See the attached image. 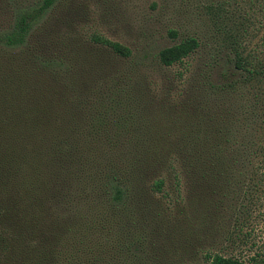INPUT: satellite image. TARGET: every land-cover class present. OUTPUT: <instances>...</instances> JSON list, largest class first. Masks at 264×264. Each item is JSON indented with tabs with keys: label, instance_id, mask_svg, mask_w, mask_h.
Instances as JSON below:
<instances>
[{
	"label": "trees",
	"instance_id": "16d2710c",
	"mask_svg": "<svg viewBox=\"0 0 264 264\" xmlns=\"http://www.w3.org/2000/svg\"><path fill=\"white\" fill-rule=\"evenodd\" d=\"M57 2L14 7L13 20L0 29V263L195 264L202 253L205 264H264V243L248 260L232 252L238 219L227 236L217 227L215 245L197 242L190 251L179 221L164 215L158 198L185 201L182 215L189 208L211 229L226 191L248 181L251 193L255 177L264 182V115L258 114L264 68L244 55L241 34L230 29L224 43L237 72L216 82L208 77L168 127L99 136L84 130L108 125L97 104L105 109L115 96L140 98L146 83L132 73L85 74L70 42L67 53L48 59L26 52ZM89 41L119 59L134 57L99 33ZM200 46L187 37L162 49L157 62L182 66L183 81L186 61ZM244 89L256 90L254 97L240 94Z\"/></svg>",
	"mask_w": 264,
	"mask_h": 264
},
{
	"label": "rangeland",
	"instance_id": "374dc122",
	"mask_svg": "<svg viewBox=\"0 0 264 264\" xmlns=\"http://www.w3.org/2000/svg\"><path fill=\"white\" fill-rule=\"evenodd\" d=\"M41 1L0 0V29H7L13 20L14 7H28ZM45 24L44 29L32 35L29 49H24L26 52L34 51L36 57L48 59L67 53L66 43L70 42L78 56L77 66L85 74L132 73L146 83L140 98L115 96L107 99L106 105L103 103L105 109L100 107L102 102L97 104L107 113L108 125L87 126L84 130L99 136L121 139L130 137L138 129H165L182 115L186 99L203 90L208 77L216 82L222 73L237 72L224 49L230 29L241 34L244 55H249L256 65L264 68V0H58ZM170 31H176L177 37H172ZM93 33L124 44L133 50L134 57L119 59L109 50L92 44L89 37ZM187 37L198 38L201 46L187 59L188 70L181 81L177 77L183 67H162L157 62V54ZM253 93L256 90L244 89L240 94L252 99ZM260 105L262 109L258 114L264 115V103ZM262 133L264 137V131ZM258 177H255L256 188L251 193L247 192L248 181L246 187L239 183L226 191L221 217L211 224V229H207L189 208L182 215L185 201L168 200L164 195L158 198L162 201L164 215L178 220L182 234L191 238L183 236L190 251L197 242L215 245L219 241L217 227L221 225L227 236L235 229L238 219L240 239L232 252L248 260L261 251L264 243V182L259 185ZM171 187L169 184L168 191L173 192ZM20 197L21 193L15 194L16 200ZM246 207L249 208L246 210ZM5 224L8 223L1 227ZM245 233L249 237L247 240L243 239ZM200 254L194 258L195 264H205ZM15 263L7 260L0 264Z\"/></svg>",
	"mask_w": 264,
	"mask_h": 264
}]
</instances>
